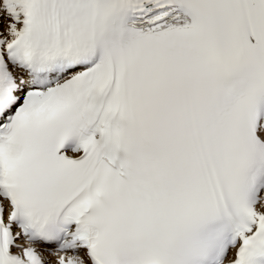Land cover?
Segmentation results:
<instances>
[{
	"label": "snow or ice",
	"instance_id": "6c2138e0",
	"mask_svg": "<svg viewBox=\"0 0 264 264\" xmlns=\"http://www.w3.org/2000/svg\"><path fill=\"white\" fill-rule=\"evenodd\" d=\"M0 264H264V0H0Z\"/></svg>",
	"mask_w": 264,
	"mask_h": 264
}]
</instances>
